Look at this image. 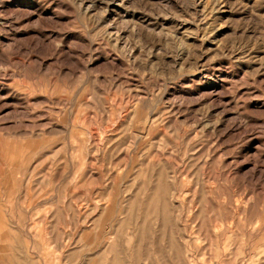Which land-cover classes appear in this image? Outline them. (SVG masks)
Instances as JSON below:
<instances>
[{
  "label": "rangeland",
  "instance_id": "rangeland-1",
  "mask_svg": "<svg viewBox=\"0 0 264 264\" xmlns=\"http://www.w3.org/2000/svg\"><path fill=\"white\" fill-rule=\"evenodd\" d=\"M0 264H264V0H0Z\"/></svg>",
  "mask_w": 264,
  "mask_h": 264
}]
</instances>
